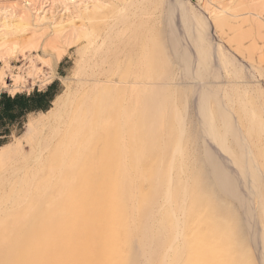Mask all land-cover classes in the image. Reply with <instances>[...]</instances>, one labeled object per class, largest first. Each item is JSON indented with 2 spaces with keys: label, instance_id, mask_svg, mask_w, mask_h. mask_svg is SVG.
I'll list each match as a JSON object with an SVG mask.
<instances>
[{
  "label": "bare ground",
  "instance_id": "1",
  "mask_svg": "<svg viewBox=\"0 0 264 264\" xmlns=\"http://www.w3.org/2000/svg\"><path fill=\"white\" fill-rule=\"evenodd\" d=\"M211 1L201 3L197 8L186 0L174 3L158 0L162 7L167 5L161 30L170 68L162 78L164 72L153 71L150 65H146L143 55L134 61L130 83L128 79L110 80L114 83L111 91L104 87L99 90L100 103H108L106 99L112 98L106 108L113 106L114 110L108 111L120 120L112 132L107 130L110 135L102 136L108 135L104 140L106 144L100 148L97 146L99 137H95L94 129L90 127L93 122L89 118H68L70 113L75 115L69 108L72 102H68L69 96H73L69 91L57 94L48 110L37 112L47 118V123L43 124L51 126L52 133L49 138H44V134L38 136L33 170L31 168V172L29 170L14 183L9 195L0 191L1 202H5L3 198L6 196L11 198L10 205L0 206V224L7 229L0 238V264H138L134 242L137 241L138 248L142 249V241L148 237H157L150 264H258L257 261L254 263L255 256H249L252 252L248 235L254 241L258 261L264 264V105H250L245 98L247 93H252L253 87L250 92L248 87H244L234 98V93L228 91L246 82L244 75L247 69L235 54L243 57L245 49L251 54L252 46L245 48L243 40L253 30L259 31L261 19L255 25L249 16L255 15V9L248 10L246 4L239 0H234L233 4L219 3L210 10ZM3 13L0 49L10 42L9 53L15 54L19 50L18 40L26 38L25 30L29 23L14 12L5 10ZM45 19L49 20L48 17ZM73 21L67 18L47 24L52 23L53 32L62 35L71 24L75 25ZM245 22H249V31H243ZM217 28L223 34L229 33L226 42L232 50L228 51L220 42H214L218 36ZM229 31L233 32L232 35ZM103 42L97 44L94 53L101 50ZM106 57H101V61L98 59L96 63L102 64ZM251 60L252 57L249 58L248 75L252 80L256 76L254 71L260 70ZM144 68H147L146 73H143ZM222 73L227 78L224 84L221 82ZM18 75L15 77L19 78ZM161 79L174 84L171 93L167 92L173 96V103L169 106L172 116L168 124L174 123V126L170 129L166 128L163 118V107L170 104V98L165 93L167 97L163 100ZM117 83L125 86L120 88ZM225 84L230 86L229 89L224 87ZM101 86V79L96 80L94 88ZM257 90L262 92L258 88L252 89L256 91L255 96ZM146 93L149 100L143 102ZM132 99L136 103H145L148 109L150 104L152 111L144 113L149 127L141 140L138 137V142L134 140V163L131 164L126 127L128 104ZM76 107L78 116L80 109H87V104L81 103ZM191 112L196 117L191 116ZM101 119L98 120L101 129H108L107 118ZM53 120L55 123L51 125ZM27 124L24 135L31 138L37 128L32 120ZM61 125H66L63 137L52 145L51 140L60 132ZM191 126L198 130L195 134L191 133ZM171 134L174 135V144L168 152L169 157H166L168 144L164 136L170 137ZM158 141V156L146 154L147 147ZM208 143L218 147L224 163ZM50 145V152L42 157V152ZM188 149L195 152L194 166L187 162ZM143 155L157 162L151 176L153 183L147 192L137 180L142 170L149 167L146 158L142 159ZM107 161L110 164L103 169ZM239 180L246 194L241 190ZM59 184L63 185L65 192L57 210L47 202L50 199L48 194ZM207 198L213 202L205 208ZM188 199L194 202L192 211L187 208ZM218 202L220 207L215 204ZM149 203H154L153 209L148 208ZM234 210L239 212V222ZM148 217L153 220L150 225L146 222ZM156 228L163 231L160 237Z\"/></svg>",
  "mask_w": 264,
  "mask_h": 264
},
{
  "label": "rangeland",
  "instance_id": "2",
  "mask_svg": "<svg viewBox=\"0 0 264 264\" xmlns=\"http://www.w3.org/2000/svg\"><path fill=\"white\" fill-rule=\"evenodd\" d=\"M144 1L140 0L139 2L136 0H133V1L132 0H0V19L3 18L4 16L3 11L6 10V12H14L13 14L20 15L21 19L24 18L25 22H27V24L29 23L27 25L28 27L26 28L27 31L25 30L26 38H24V40L17 39L18 40L17 47L19 48V50L15 54L9 53L8 47L11 46L10 42H8L7 45H5L4 47H1L0 49V73L3 74L5 72L2 76L0 74L1 76L0 77V93L7 92L10 94H15L16 92H31L35 88L37 89L44 88L47 85H49L51 82L55 81L54 88L58 89L59 91L58 93L62 94L64 93V91H69L71 95L73 94V96H69L70 99L68 100V102L72 100V102H70L69 108L73 109L72 111L73 113H75V115L70 113L68 118H71V117L74 118L75 116L76 118H80V119L83 116L84 118H87V119L89 118L90 122L91 121L93 122L91 123L92 126L90 127L94 129V132L96 134L95 137L96 138L99 137V139H97L98 140L97 146L100 148L102 144H106V141L104 140H107L106 138L108 137V135L111 134L110 132H112L113 128L115 127V124H118L120 120L118 117H116V114L115 115L111 114L110 111L114 110L113 106L109 107L108 109L106 108V106L109 103H111V100H113L112 98L106 99L108 100V103L107 101L106 102L104 101L105 103L104 102L100 103L101 101L98 97L99 90L103 89L104 87V89H106L107 91H111L112 89L111 85L114 84L112 83V81H115V80L118 81V80L128 79L130 83V79H133V75H134L132 73L133 68H134V61L138 59L139 57L141 58L143 55L145 56V61L147 63L146 65H150L153 71L155 72L163 71L164 72V74H162V78L165 77V72H168V69L170 68V63L167 60L168 56L167 57L165 56L167 55V49L165 48V45H164L165 38L163 36V31L161 30V27L163 26L162 23H164V20H165L164 13L166 11L165 7H167V5L164 4L162 7V4L159 3L158 0H152L153 2L151 0H144ZM172 1L173 3L176 2V0L175 1L171 0V2ZM186 1H189L191 5L196 6L198 8L199 4L201 3L203 4L205 3V1L207 2L208 0H199V1L198 0H186ZM239 1L246 4L248 10H250V8L252 7L255 9V11L253 10V8L250 10V11L253 10L255 15H249V16H252L251 17L253 18L252 22L255 25H258L260 23V21L258 20L261 19V23H260L261 26L258 28L259 31L256 29L253 30L252 34L250 36H247L243 40L245 48L248 46H252L251 54H248L246 49L244 50L243 57L242 55L234 53L235 56H237L236 57L237 60L240 63L242 62L244 67H246L245 69H247V71L244 70L246 71L244 75L246 76V78L244 77V80L246 82L250 80L251 82L250 83L245 82V84H243L244 83L243 81V83H241L243 87L240 84L241 86L238 85L236 89L233 88L228 91L229 92L231 91L234 93L232 97L234 98L235 94L238 92H241V90L244 87L246 88L248 87L247 88L248 90L252 87H253L252 88L253 90H255L256 88L261 89L262 92H259L257 90V96H255L256 91L254 92L251 89L253 96H252V93L251 94L247 93L245 97L249 100L250 105L260 107L261 104L264 105V101L262 102L264 98V9H263L264 0H239ZM219 3L233 4L234 0H212L210 4V8H211L210 10L218 6ZM85 7H86V10L84 9ZM261 9L263 12L261 11ZM176 16L178 17V14ZM45 17H48L49 20H46ZM67 18L68 19L72 18L74 20L73 22L75 23V25L73 26V24H71L70 26L72 28L69 26L67 29V32H65V34H62V35H59L56 32H53L54 28L52 26V23H50V25L47 24L50 21H58L61 19L67 20ZM248 23L249 22L243 23V31H249ZM225 30L228 31L226 28ZM215 32L224 41L222 40L220 41L219 37L218 36L216 37L214 35L215 36L214 42H218V43L220 42L223 45V47L225 46L224 48L227 49L228 51L232 50V46H230L229 43L226 42V39L229 33L223 34L219 28L215 29ZM229 32L232 35L233 32L231 31ZM102 42H103V47L101 48V50L98 53H94L97 44H101ZM145 51L147 55L145 54ZM93 53L94 55H92ZM103 56H107L104 59V62L102 64H97L96 60L98 59L100 60V58ZM250 57H252L251 61L253 62L254 67L256 68L257 66L258 67L257 69L260 70V71L256 70V72L253 70L254 74H256L255 76L256 79L255 77L253 78L251 77L252 80L250 79L251 75H248V71H250L248 70L250 68V65H249ZM153 65L154 67L156 66L157 67L153 68ZM3 68H4V71H3ZM145 69L147 71V68H144L143 73H146ZM251 73L253 72L251 71ZM16 75H18L17 77L19 78H16L15 77ZM221 78H222L221 82L224 84L227 80L224 73H222ZM98 79H101L102 86L101 88H94V83ZM165 81L170 85L165 83ZM161 82H163L164 84L162 86V88H164L162 92L163 100H164L167 97V96H164V94L166 93L167 95L168 93H171L170 90H172L171 88L174 87V84H171L172 82L170 83V80L168 79H161ZM246 84L249 86H245ZM116 85L120 88L125 86V84H122V83H117ZM226 86L228 87L229 85L225 84L224 87ZM229 87L227 89H229ZM248 92H250V90ZM144 96L145 97L143 99V102L146 99L149 100L147 93L144 94ZM168 96L170 98L169 99L170 104L166 108L163 107V112H164L163 118L165 120L166 128L170 129L171 126L172 127L174 126V123L168 124V120L172 116V114L170 113L171 109L169 108V106H171L173 103V96L169 94ZM107 97H108V94H107ZM81 98L82 100H80ZM257 99L259 100L258 102H257ZM88 102H91V103H88ZM255 102H256V105H255ZM81 103H83L84 105L87 104V109L85 110L80 109L81 112H79L77 116L76 106ZM141 104L142 102L136 103L135 101H133V99L128 104L129 118L127 119L126 129L127 128L129 129V130L127 129V138L129 137L128 138L129 139V152H130L129 156H130L131 164L134 163V150H135V147H134L135 145H133L134 140H137V137L140 138V140L144 137L145 131L149 127L147 119L145 121V116H146L145 114L151 113L152 111L150 104L148 105V107H150L149 109L145 108L146 107L144 105L145 103H143L142 105ZM89 106L91 107L90 109H89ZM83 110L85 111L86 115L85 114L82 115ZM106 110L107 111L110 110L108 111L110 113L105 112ZM96 111L99 114H97ZM88 113L92 115L90 116ZM112 115L115 117H113ZM85 116H88V117H85ZM191 116H195V113L191 112ZM101 118H107L105 119V121L107 123L106 127L108 129L106 130L101 129V126H100L101 123L99 122L100 120L102 121ZM29 120H32V123L36 125V128H37L36 133H34V135L31 138L30 136L24 135V132L27 128V125H28L27 123ZM38 122H40L41 125ZM45 122L47 123L46 117H42L40 114H37V113L30 114L26 117L24 123L21 126L12 127L10 134L7 135L5 138L1 139L0 143L2 144H0V146H4L2 150L0 149V151L2 152V153L0 152V154H4L0 158V185H2L0 188L1 193L4 191L7 193L5 195H9L11 191L10 189L13 188L12 186H15L14 183H17L19 178L22 175L26 174L27 172L29 173V170L31 172L33 170V167L36 166V161H34V156L36 154V149H37L36 147L37 138L38 136H41L42 134H44V138H49V136H51V133H52L51 126L49 127V125H44ZM96 122L99 123V125H97ZM145 122H146V125H144ZM50 123L51 125H53L55 121L53 120ZM61 126H60L61 128L60 132L59 133L55 132L57 136L55 135V137L51 140L52 145L56 144L63 137L62 132H64L66 125H64L63 127ZM191 127H192L191 133L195 134L196 131L198 130H195L196 129L195 126H191ZM87 128H88V125H86V129ZM107 130L108 131L110 130V132L107 133ZM106 133L108 134L106 135L107 137H102ZM164 140L168 144L165 150L166 157H169L167 155H169L170 153L168 152H171L172 150L171 147L174 144V135L171 134L170 137L164 136ZM138 141L139 140L135 141V143ZM159 143L160 142L158 141V143L151 144V146L149 145L147 147L148 152H146V154H151V156H154V157L158 156V154L156 155V153L158 151L157 148H158ZM52 145L48 146L47 149H44V151L42 152V157H44L45 155L48 154V152H50ZM208 146H210V148L213 151L216 150L215 153L216 154L218 153L217 156L219 157V159H221L220 161H223L222 163H224L225 162L224 156L220 154L218 147H215L213 143H208ZM188 150L186 151V155L188 159L187 162L190 166H194V160L196 159V157L194 156L195 152H193L190 149ZM192 152H193V155L190 156V153ZM144 157L145 155L142 156V159L146 158V160L148 161L149 167L147 169L142 170V173L140 174V177L137 180H138L139 185L144 186V189H145L144 192H147L149 190L148 186L153 183V179L151 178V176L153 175V171L156 168L157 162L154 160H150V159L148 160L147 156L145 158ZM108 164H110L109 161L105 162L103 169L108 167ZM233 171L234 173H236L235 175L237 176L236 168L233 167ZM239 181H240V187L242 186L241 190L242 191L246 190L243 187L241 180ZM10 185L11 187H9ZM59 185L60 186H57L58 189L57 187H55L53 192L51 191V193L48 194L50 199L47 202V204H49L48 206H50L51 208L57 207L60 204L61 200L63 199L62 194L65 192L64 191L65 188L63 187L62 184H59ZM18 186L19 184L16 185V187ZM245 192L243 191L244 194H246ZM11 196H14V195H11ZM52 197H54V199H52ZM10 199L11 198L7 196L4 197L3 198V200L5 201L4 203L1 202L2 201L1 199L0 206H2L3 208L4 204L5 205L7 204L6 206L10 205L11 203ZM6 201L8 202L6 203ZM189 201L190 199L186 201L187 208L189 211H192L194 208L193 207L194 202L193 201L189 202ZM199 201H200V198H199ZM212 202L213 201L211 199L207 198V200L204 203V204H207L205 208H207L208 204ZM215 204L216 206H219V204L221 205V203L219 202ZM153 205L154 203L152 204L149 203L148 208H152ZM2 208L0 207V210ZM58 208L59 207H57V210H59ZM234 212H235L234 215L237 218L236 220L237 222H239V219L237 217L239 212L237 210H234ZM254 218L256 219V216ZM189 220L190 218L187 221ZM152 221L153 220L150 217H148L146 220L148 225H150ZM253 224L254 223H252V225ZM256 227H258V225H255V228ZM156 229L158 230L157 235L161 236V232H163L162 229H158V228ZM5 232H7V229L5 227L3 228V226H1L0 224V238L3 237ZM155 238L157 239V237ZM155 238H149V237L145 238L142 241V247H141L142 249L138 248L137 241L134 242V246L136 247V250L138 252V264H150L151 252L156 250L155 244L157 242ZM251 239L252 238L248 235V240L250 244L249 247L252 252L249 256L250 257L255 256L254 258H256V260L254 261V263H256L257 261V263L260 264V262L258 261L256 257V251L254 250V246H253L254 241L253 239L251 241Z\"/></svg>",
  "mask_w": 264,
  "mask_h": 264
},
{
  "label": "trees",
  "instance_id": "3",
  "mask_svg": "<svg viewBox=\"0 0 264 264\" xmlns=\"http://www.w3.org/2000/svg\"><path fill=\"white\" fill-rule=\"evenodd\" d=\"M54 84L55 81L51 82L43 91L35 88L29 93L16 92L14 95L7 92L0 93V136H2L0 141L10 134L12 127L24 123L28 112L46 111L51 107L50 100L55 94L54 98L59 94Z\"/></svg>",
  "mask_w": 264,
  "mask_h": 264
},
{
  "label": "crops",
  "instance_id": "4",
  "mask_svg": "<svg viewBox=\"0 0 264 264\" xmlns=\"http://www.w3.org/2000/svg\"><path fill=\"white\" fill-rule=\"evenodd\" d=\"M48 86V85H47ZM47 86L46 87H44V88H41V89H37V90H45L46 88H47ZM27 93H29V92H27ZM8 94H10V93H8ZM10 95H14V94H10ZM56 95V94H55ZM54 95V96H55ZM54 96H53V98H54ZM52 98V99H53ZM52 99L50 100V105L52 104ZM39 110H34V111H30V112H28L27 114H26V117L28 116V115H30V114H34V113H37ZM40 112V111H39ZM0 137H2V136H0Z\"/></svg>",
  "mask_w": 264,
  "mask_h": 264
}]
</instances>
